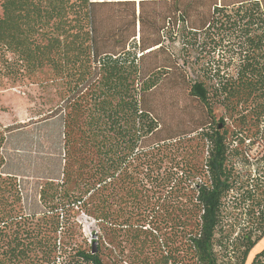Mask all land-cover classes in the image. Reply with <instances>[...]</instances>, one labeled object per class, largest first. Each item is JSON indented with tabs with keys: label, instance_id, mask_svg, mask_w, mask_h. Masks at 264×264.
<instances>
[{
	"label": "trees",
	"instance_id": "trees-1",
	"mask_svg": "<svg viewBox=\"0 0 264 264\" xmlns=\"http://www.w3.org/2000/svg\"><path fill=\"white\" fill-rule=\"evenodd\" d=\"M1 7L0 77L35 79L41 93L27 123L0 124V264H105L80 241L76 209L149 233L157 264H246L264 238V0ZM154 50L153 70L196 77L189 94L208 119L189 131L163 129L146 105L162 80L143 64ZM53 120L59 149L25 204L30 181L6 169L3 149Z\"/></svg>",
	"mask_w": 264,
	"mask_h": 264
},
{
	"label": "rangeland",
	"instance_id": "rangeland-1",
	"mask_svg": "<svg viewBox=\"0 0 264 264\" xmlns=\"http://www.w3.org/2000/svg\"><path fill=\"white\" fill-rule=\"evenodd\" d=\"M169 51L177 55L178 47L172 46ZM163 56V53L154 50L143 62L146 68L152 69L153 76L155 74V77H162L160 84L152 92L146 93V105L156 108L163 129H170L174 133L189 131L208 119L204 107L189 94L190 80L196 77H181L174 67L165 76L161 71L153 70ZM40 93L35 79L27 76L0 77V124L8 126L27 123L32 116V108L39 101ZM222 114L221 108L216 110L217 121ZM227 122V126L233 128L234 123ZM60 135V120H53L51 124L41 127L28 126L22 132L9 135L3 152L12 161L6 169L19 173L23 180L30 181L25 185V204H31L38 199L35 178L32 175H43L47 168L53 166V157L49 152L53 148L54 151L59 149ZM75 221L80 241L88 249L95 243L105 264H157L158 257L152 252L155 239L149 233H141L137 228L118 223L100 224L80 209H76ZM263 248L264 238L251 252L246 264H251L254 255Z\"/></svg>",
	"mask_w": 264,
	"mask_h": 264
},
{
	"label": "water",
	"instance_id": "water-1",
	"mask_svg": "<svg viewBox=\"0 0 264 264\" xmlns=\"http://www.w3.org/2000/svg\"><path fill=\"white\" fill-rule=\"evenodd\" d=\"M94 246V250H93V252H96V248H95V245H93Z\"/></svg>",
	"mask_w": 264,
	"mask_h": 264
}]
</instances>
